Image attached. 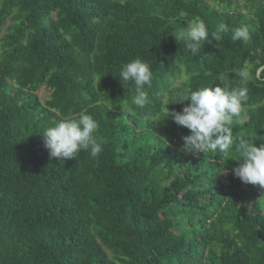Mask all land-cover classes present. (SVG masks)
<instances>
[{
    "label": "trees",
    "instance_id": "obj_1",
    "mask_svg": "<svg viewBox=\"0 0 264 264\" xmlns=\"http://www.w3.org/2000/svg\"><path fill=\"white\" fill-rule=\"evenodd\" d=\"M241 8L237 0H0V264H264V189L232 174L239 152L185 153L190 130L165 118L167 105L182 110L175 102L187 91L240 87L237 73L250 66L247 119L231 126L232 138L264 144V68L256 74L264 0ZM196 19L220 39L193 56L173 34ZM241 25L247 42L232 40ZM136 58L153 72L144 108L118 77ZM80 112L98 121L103 152L50 159L41 133Z\"/></svg>",
    "mask_w": 264,
    "mask_h": 264
},
{
    "label": "clouds",
    "instance_id": "obj_2",
    "mask_svg": "<svg viewBox=\"0 0 264 264\" xmlns=\"http://www.w3.org/2000/svg\"><path fill=\"white\" fill-rule=\"evenodd\" d=\"M219 32L226 33L228 27L221 23ZM178 42H182L190 55H198L205 43L213 39L219 40L217 33H212L203 20L192 21L185 29L173 34ZM250 30L247 25H241L233 30L232 40L249 41ZM241 86L229 88L227 86L200 87L182 94L175 103L184 104L181 111H169L178 126L190 130L189 135L182 137L181 150L199 156L201 153L213 152L221 155L229 153L235 148L239 152L238 166L231 169L232 174L244 184L259 186L264 189V144L256 146L255 141L241 139L234 145L231 126L243 125L247 119L246 104L248 101L249 69L241 68L237 73ZM121 83H130L135 87L132 104L144 108L150 104L149 94L145 90L153 80L151 66L140 58L126 63L118 75ZM220 80L225 79L223 75ZM176 85L173 84V87ZM98 87V86H97ZM185 102H188L185 104ZM170 105V104H169ZM158 122V121H157ZM99 129L98 121L86 112L59 120L54 126L46 128L41 134L44 147L49 151V158L64 161L77 159L81 152H88L90 157L97 159L103 152L102 143L96 133Z\"/></svg>",
    "mask_w": 264,
    "mask_h": 264
},
{
    "label": "rangeland",
    "instance_id": "obj_3",
    "mask_svg": "<svg viewBox=\"0 0 264 264\" xmlns=\"http://www.w3.org/2000/svg\"><path fill=\"white\" fill-rule=\"evenodd\" d=\"M209 1V0H208ZM237 2L242 6L241 8V12H244L243 9V5L245 3V0H237ZM211 7H215V5L213 3H211V1L209 2ZM247 68L249 69V79L252 78V71H251V67L247 66ZM187 79V75L185 73L181 74L179 77L175 78L174 81H171L170 83V88L171 89H178L180 87H182V83L185 82ZM173 84H175L176 86L173 87ZM48 96V92L44 89L41 88L40 91L38 92V97L40 99L41 102H43Z\"/></svg>",
    "mask_w": 264,
    "mask_h": 264
},
{
    "label": "built area",
    "instance_id": "obj_4",
    "mask_svg": "<svg viewBox=\"0 0 264 264\" xmlns=\"http://www.w3.org/2000/svg\"><path fill=\"white\" fill-rule=\"evenodd\" d=\"M229 173V171L228 170H224L223 171V177H222V180H221V182H222V184H223V186L226 188L227 186H228V182L226 181V175Z\"/></svg>",
    "mask_w": 264,
    "mask_h": 264
},
{
    "label": "water",
    "instance_id": "obj_5",
    "mask_svg": "<svg viewBox=\"0 0 264 264\" xmlns=\"http://www.w3.org/2000/svg\"><path fill=\"white\" fill-rule=\"evenodd\" d=\"M264 68V66H262V67H260L258 70H257V76H259L260 75V72L262 71V69Z\"/></svg>",
    "mask_w": 264,
    "mask_h": 264
}]
</instances>
